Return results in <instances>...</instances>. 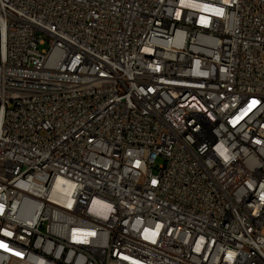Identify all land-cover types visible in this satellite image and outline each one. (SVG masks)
<instances>
[{
    "label": "built area",
    "instance_id": "obj_1",
    "mask_svg": "<svg viewBox=\"0 0 264 264\" xmlns=\"http://www.w3.org/2000/svg\"><path fill=\"white\" fill-rule=\"evenodd\" d=\"M0 264H264V0H0Z\"/></svg>",
    "mask_w": 264,
    "mask_h": 264
},
{
    "label": "rangeland",
    "instance_id": "obj_2",
    "mask_svg": "<svg viewBox=\"0 0 264 264\" xmlns=\"http://www.w3.org/2000/svg\"><path fill=\"white\" fill-rule=\"evenodd\" d=\"M47 47V44L46 45H40V49H43V48H46ZM163 163V159L162 158H159L157 160V165H160Z\"/></svg>",
    "mask_w": 264,
    "mask_h": 264
}]
</instances>
